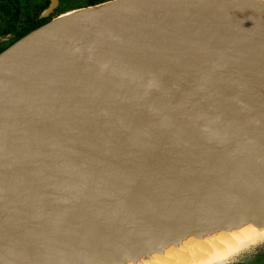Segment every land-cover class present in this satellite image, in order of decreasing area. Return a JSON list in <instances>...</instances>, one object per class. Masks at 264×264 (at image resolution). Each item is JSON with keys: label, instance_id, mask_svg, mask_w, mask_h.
<instances>
[{"label": "water", "instance_id": "obj_1", "mask_svg": "<svg viewBox=\"0 0 264 264\" xmlns=\"http://www.w3.org/2000/svg\"><path fill=\"white\" fill-rule=\"evenodd\" d=\"M260 220L264 0H105L0 36V264Z\"/></svg>", "mask_w": 264, "mask_h": 264}, {"label": "bare ground", "instance_id": "obj_2", "mask_svg": "<svg viewBox=\"0 0 264 264\" xmlns=\"http://www.w3.org/2000/svg\"><path fill=\"white\" fill-rule=\"evenodd\" d=\"M249 228H256L255 232L252 236L246 238V240H242L240 235ZM219 233L226 235L227 238H225V240L227 239L228 242H231L232 240L234 241V239H232V235L236 236V238L239 237L242 242L236 241V244L229 243L228 246L225 244L227 241L224 240V243L221 244L218 241L219 246L221 245L222 247V244L223 246L225 244L228 246L226 248H228L229 251L224 250L226 248L217 250L218 244L216 245L217 247L214 248L216 250H213V248L210 247L211 243L208 242H212L211 240L215 239L214 236L218 235ZM243 238H245V236ZM261 241H264V220H260L259 222L246 221L240 223H231L225 228L212 230L206 229L195 235L192 233H187L176 238L175 240H167L163 242L157 249L151 248L149 250H143L134 255H129L120 262H114L113 264H151L149 259H158L160 255H162V257L168 256V258L166 260L163 259L165 261L162 263L158 260L160 262H158V264H223L239 255L240 251L246 250L252 246H258ZM208 246L212 250L208 249ZM171 250L176 252L174 256H172V254L169 256ZM211 251H214V254ZM153 264H155V262H153Z\"/></svg>", "mask_w": 264, "mask_h": 264}, {"label": "flooded vegetation", "instance_id": "obj_3", "mask_svg": "<svg viewBox=\"0 0 264 264\" xmlns=\"http://www.w3.org/2000/svg\"><path fill=\"white\" fill-rule=\"evenodd\" d=\"M87 5H91L87 0L68 8H63V0H0V36L36 27L66 11ZM251 264H264V260Z\"/></svg>", "mask_w": 264, "mask_h": 264}, {"label": "rangeland", "instance_id": "obj_4", "mask_svg": "<svg viewBox=\"0 0 264 264\" xmlns=\"http://www.w3.org/2000/svg\"><path fill=\"white\" fill-rule=\"evenodd\" d=\"M82 1L83 0H63V8H68V7H72V6H75V5H80L82 3ZM252 229H250V228L247 229L245 231L246 234H245V232H243L241 234L242 236L240 235L241 239L242 240H246V238H249L250 236H252L253 233L255 232V229L256 228L255 229L252 228ZM219 234L222 236V238H221V236ZM219 234L216 235V236H214L215 239H212L211 240L212 242H208V243H211L210 244V247L213 248V250H216L214 248L217 247V246H218L217 247V250H220L222 248L228 247L229 246V243L236 244L237 243L236 241L242 242V240L239 237L236 238V236H233V235H232V237H233L232 239H234V241L232 240L231 242H228L227 239L225 240V238H227L226 235H223L221 233H219ZM234 234H238V233H234ZM218 236H219V238H218ZM237 236H239V235H237ZM244 236H245V238H243ZM224 240L227 241V243L225 242V244L228 245V246H226L225 244H224L225 247L223 246V244H222V247H221V245L219 246V243L220 244L221 243H224L223 242ZM218 241H219V243H218ZM263 243H264V241H261L258 244L259 245L258 247H256V246L250 247V248L256 247L254 249L248 248L250 250L246 249L248 251H246V250L240 251L239 255H237L235 258H232L231 260H229L228 262H225L223 264H251V263H259V262H261L262 260H264V244ZM261 244H263V245H261ZM211 248H209V246H208V249H211ZM224 250L229 251L228 248H226ZM244 251H246V252H244ZM174 252H173V250H171L170 253H169V256H171V254H172V256H174L176 254V252L175 253ZM211 252L214 254V251H211ZM160 256L158 257V259H156V258L149 259L150 263L153 264V262H155V264H158L159 261H161V263H162V262H164L168 258V256H163V257H162V255H160ZM159 258L162 259V260H160ZM163 259H165V260H163ZM153 260H155V261H153Z\"/></svg>", "mask_w": 264, "mask_h": 264}, {"label": "trees", "instance_id": "obj_5", "mask_svg": "<svg viewBox=\"0 0 264 264\" xmlns=\"http://www.w3.org/2000/svg\"><path fill=\"white\" fill-rule=\"evenodd\" d=\"M103 0H87V4H93V3H98Z\"/></svg>", "mask_w": 264, "mask_h": 264}]
</instances>
